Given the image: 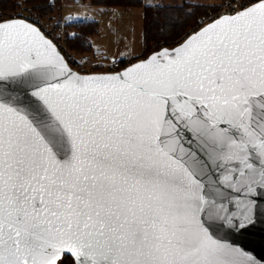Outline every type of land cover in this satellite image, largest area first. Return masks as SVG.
<instances>
[{
  "label": "snow or ice",
  "instance_id": "obj_1",
  "mask_svg": "<svg viewBox=\"0 0 264 264\" xmlns=\"http://www.w3.org/2000/svg\"><path fill=\"white\" fill-rule=\"evenodd\" d=\"M228 8L108 73L0 20V264H264L229 238L264 219V0Z\"/></svg>",
  "mask_w": 264,
  "mask_h": 264
},
{
  "label": "trees",
  "instance_id": "obj_2",
  "mask_svg": "<svg viewBox=\"0 0 264 264\" xmlns=\"http://www.w3.org/2000/svg\"><path fill=\"white\" fill-rule=\"evenodd\" d=\"M39 11H47L52 17H59L61 0H24ZM17 0H0V7L10 9ZM93 5L121 6L124 8L143 6V38L144 57L154 50L162 47H172L176 42L189 32L196 30L197 21L208 11L217 8L207 7L210 4L193 3L184 1L182 3H171L176 7H155L158 3L143 4V0H89ZM151 5V6H145ZM68 33V44L70 48L80 53H92L91 39L98 35L99 24L96 20L73 21L66 24ZM171 31L166 39L163 33ZM181 41V40H180Z\"/></svg>",
  "mask_w": 264,
  "mask_h": 264
},
{
  "label": "rangeland",
  "instance_id": "obj_3",
  "mask_svg": "<svg viewBox=\"0 0 264 264\" xmlns=\"http://www.w3.org/2000/svg\"><path fill=\"white\" fill-rule=\"evenodd\" d=\"M17 1L18 2L15 5L19 3H23L26 5L32 6L30 4L25 3L24 0H17ZM183 1L184 0H148V2L152 4L154 3H163V4L182 3ZM185 1H195V0H185ZM205 2L208 4H212L215 2H221V0L220 1L219 0H205ZM14 6H12L11 8H14ZM0 9L4 11L9 10V9H3L1 7ZM59 11H60L59 16H62L65 22L83 21V20L98 21L100 37L93 39V43L95 45V48L98 47L99 49H104V52L97 53L96 56H94L92 54L93 53V46H92L91 54L90 53H81V54H87L96 60L111 59L112 54L109 52L111 48L121 49V48H124L126 44H128V42L127 41L125 42L123 39L124 37L127 36L126 25L125 23H123L124 21L123 19L132 18V15L130 14V11L128 10L126 11L124 7L93 5L89 2V0H61V9ZM41 12H44V11H41ZM207 14L200 17L199 19L200 23L197 25L198 28L204 22V18L207 16ZM112 19L121 20L120 24L119 23L113 24L111 21ZM133 21H134L133 29L135 30V34L134 36L130 37L131 38L130 45L134 47H140V40H141V33H142V23H141L140 14H136V13L133 14ZM186 35L184 36L186 37ZM180 40L181 38L178 40V42H180ZM67 45L69 46V44ZM94 71H106V70L99 69L98 67L97 70H94ZM89 72H93V71H89Z\"/></svg>",
  "mask_w": 264,
  "mask_h": 264
},
{
  "label": "built area",
  "instance_id": "obj_4",
  "mask_svg": "<svg viewBox=\"0 0 264 264\" xmlns=\"http://www.w3.org/2000/svg\"><path fill=\"white\" fill-rule=\"evenodd\" d=\"M242 0H221L220 4H223L224 7H218L216 10L208 11L207 16L204 18V22L201 26L213 18L218 17L221 14H225L231 11L228 8V5L231 4L233 7H236ZM219 4V5H220ZM31 18L33 20H39V25L42 26L50 36H59L55 42L59 45L60 50L63 55L71 58L70 66L80 70L82 72H89L99 69L106 71H114L122 67L127 66L128 64L135 61L133 57H143V53L135 56H127L123 58H111L96 60L87 54H81L70 48L68 44V34L66 31V22L62 16L57 18H52V16L47 12H41L34 9L32 6L19 3L14 6V8L4 11L0 9V20L8 18ZM115 61V63H114ZM99 65V66H94Z\"/></svg>",
  "mask_w": 264,
  "mask_h": 264
},
{
  "label": "crops",
  "instance_id": "obj_5",
  "mask_svg": "<svg viewBox=\"0 0 264 264\" xmlns=\"http://www.w3.org/2000/svg\"><path fill=\"white\" fill-rule=\"evenodd\" d=\"M185 1V0H184ZM183 1V2H184ZM220 1V0H219ZM150 2V1H149ZM148 0H143V4L149 3ZM189 2H193V3H203V4H208L205 2V0H195V1H189ZM152 4V3H151ZM179 4V3H178ZM220 2H215L212 3L210 5H219ZM126 11H130V14L132 15V18H125L123 19V23H125L126 25V32H127V36L124 37V41L128 42V44H126V46L124 48L121 49H116V48H111L109 50V52L112 54V58H123V57H127V56H135L138 54L143 53L144 51V38H143V6H136V7H128V8H124ZM140 14L141 16V23H142V33H141V40H140V47H134L130 45V41L132 36H134L135 34V30L133 29L134 26V21H133V14ZM113 24H120L121 20H111ZM73 22V21H72ZM69 23V22H66ZM100 37V32H98V35L93 37L91 39V43L93 46V55L96 56L97 53H102L104 52V49H99L98 47L95 48V45L93 43V39Z\"/></svg>",
  "mask_w": 264,
  "mask_h": 264
},
{
  "label": "water",
  "instance_id": "obj_6",
  "mask_svg": "<svg viewBox=\"0 0 264 264\" xmlns=\"http://www.w3.org/2000/svg\"><path fill=\"white\" fill-rule=\"evenodd\" d=\"M8 19H13V18H8ZM4 20H6V19H4ZM209 22H211V21H209ZM209 22H207V23H209ZM204 25H202V26H204ZM196 30H198V29H196ZM174 46H176V45H174ZM174 46H172V47H174ZM169 48H171V47H169ZM158 50H154V51H158ZM151 53H149L148 55H150ZM146 57L147 56L141 57L140 59H143ZM134 62H136V60ZM134 62H132V63H134ZM130 64H128L127 66H129ZM73 69L77 70L75 68H73ZM108 72H111V71H93V72H82V73H108ZM229 238L235 240L237 243L244 246V248L247 251H249L258 260L264 261V219H262L260 222H258L254 227L248 229L246 232L239 233V234L233 233L229 236Z\"/></svg>",
  "mask_w": 264,
  "mask_h": 264
}]
</instances>
